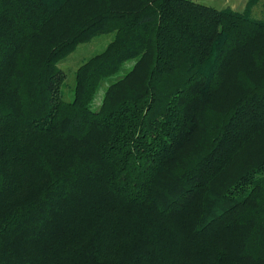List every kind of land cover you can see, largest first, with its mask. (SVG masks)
<instances>
[{
    "label": "trees",
    "instance_id": "1",
    "mask_svg": "<svg viewBox=\"0 0 264 264\" xmlns=\"http://www.w3.org/2000/svg\"><path fill=\"white\" fill-rule=\"evenodd\" d=\"M257 1L0 0V264H264Z\"/></svg>",
    "mask_w": 264,
    "mask_h": 264
},
{
    "label": "rangeland",
    "instance_id": "2",
    "mask_svg": "<svg viewBox=\"0 0 264 264\" xmlns=\"http://www.w3.org/2000/svg\"><path fill=\"white\" fill-rule=\"evenodd\" d=\"M216 8L231 7L242 10L248 0H194ZM252 15L264 19V0H258L252 8ZM114 31H105L94 34L89 39L79 42L75 48L58 61L64 70L65 77L60 85V93L64 99L73 97L75 70L77 66L90 55L102 50L112 39Z\"/></svg>",
    "mask_w": 264,
    "mask_h": 264
}]
</instances>
